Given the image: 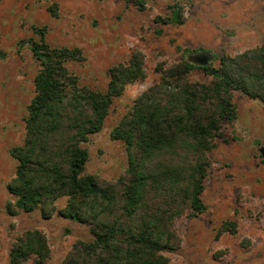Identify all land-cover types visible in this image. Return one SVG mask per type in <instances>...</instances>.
I'll return each mask as SVG.
<instances>
[{"label":"trees","instance_id":"trees-1","mask_svg":"<svg viewBox=\"0 0 264 264\" xmlns=\"http://www.w3.org/2000/svg\"><path fill=\"white\" fill-rule=\"evenodd\" d=\"M148 1L137 0L136 6L144 11ZM155 23L183 24L182 13L175 8ZM37 32L40 40L32 41L31 50L40 71L24 143L11 151L18 165L8 185L14 198L8 215L40 211L44 220L60 216L89 225L93 238L77 242L64 264H171L165 253L180 244L174 223L186 213L196 218L207 210L202 194L209 154L226 141L223 125L237 119L235 93L264 104V43L236 56L215 55L217 67L188 61L203 49L185 50L179 63L160 66L159 81L112 132V139L126 146L127 173L102 186L85 173L90 154L83 145L102 131L115 99L146 79L144 56L136 52L129 63L111 68L107 90L94 91L67 68L83 59L82 50L49 45L48 27ZM196 73L207 81H194ZM236 231L235 222H226L220 234ZM50 254L46 235L28 230L15 240L9 264L33 257L43 263Z\"/></svg>","mask_w":264,"mask_h":264},{"label":"rangeland","instance_id":"rangeland-1","mask_svg":"<svg viewBox=\"0 0 264 264\" xmlns=\"http://www.w3.org/2000/svg\"><path fill=\"white\" fill-rule=\"evenodd\" d=\"M136 1L0 0V264H9L15 240L28 230L46 235L51 254L43 263L33 257L25 264H64L77 242L93 238L87 224L60 216L44 220L40 211L17 217L6 211L14 202L8 185L18 165L11 151L24 143L36 95L40 65L31 46L40 40L37 30L48 27L46 41L52 47L82 50L83 59L67 68L94 91L107 90L111 68L129 63L136 52L144 56L146 79L115 99L102 131L83 145L90 154L85 173L102 186L127 173L126 146L113 140L112 132L159 81L160 66L179 63L185 50L203 49L199 54L209 55L208 64L217 67L215 55L236 56L264 43V0H150L144 11ZM175 8L183 24L155 23L157 17H171ZM193 80L207 81L202 73ZM234 103L237 119L223 125L226 141L209 154L202 194L207 210L176 220L179 248L165 253L171 264H264V104L243 92L235 93ZM65 204L61 200L58 206ZM226 222L237 224L236 233L220 234Z\"/></svg>","mask_w":264,"mask_h":264},{"label":"water","instance_id":"water-1","mask_svg":"<svg viewBox=\"0 0 264 264\" xmlns=\"http://www.w3.org/2000/svg\"><path fill=\"white\" fill-rule=\"evenodd\" d=\"M191 57H194V59L191 60ZM187 59L192 64L199 65V66H206L208 64L209 60L211 59V57L209 55L204 54V53H202V54L198 53V54H194V55L189 56Z\"/></svg>","mask_w":264,"mask_h":264}]
</instances>
